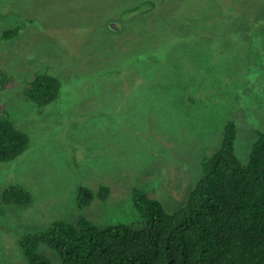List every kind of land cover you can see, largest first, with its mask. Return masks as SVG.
Returning a JSON list of instances; mask_svg holds the SVG:
<instances>
[{"label": "rangeland", "instance_id": "rangeland-1", "mask_svg": "<svg viewBox=\"0 0 264 264\" xmlns=\"http://www.w3.org/2000/svg\"><path fill=\"white\" fill-rule=\"evenodd\" d=\"M145 1L153 7L123 15ZM257 18L264 0H0V35L21 25L0 39V109L29 137L0 163V264H30L23 239L55 220L140 228L133 190L179 208L228 121L246 163L264 131ZM40 73L61 81L43 106L25 94ZM9 185L28 189L32 202L5 203ZM80 186L109 192L79 209ZM36 251L60 261L45 243Z\"/></svg>", "mask_w": 264, "mask_h": 264}, {"label": "trees", "instance_id": "trees-1", "mask_svg": "<svg viewBox=\"0 0 264 264\" xmlns=\"http://www.w3.org/2000/svg\"><path fill=\"white\" fill-rule=\"evenodd\" d=\"M152 7L145 1L122 13L138 14ZM20 27L4 30L0 39L18 34ZM60 89L58 76L40 73L27 81L25 94L43 106L55 100ZM235 138L236 125L228 121L220 147L204 155L201 178L179 208L168 212L157 199L133 190L135 218L146 220L144 226L134 228L121 219L100 229L82 216L73 222L55 220L46 231L23 239L29 263L264 264V131H258L246 163L235 153ZM28 143V135L0 109V163L20 155ZM108 192L105 187L95 193L80 186L76 206L85 207L95 194L104 200ZM2 200L26 206L32 195L21 185H9ZM41 242L57 251L58 263L36 251Z\"/></svg>", "mask_w": 264, "mask_h": 264}, {"label": "water", "instance_id": "water-1", "mask_svg": "<svg viewBox=\"0 0 264 264\" xmlns=\"http://www.w3.org/2000/svg\"><path fill=\"white\" fill-rule=\"evenodd\" d=\"M110 25H111V27H115V25L113 23H111Z\"/></svg>", "mask_w": 264, "mask_h": 264}]
</instances>
